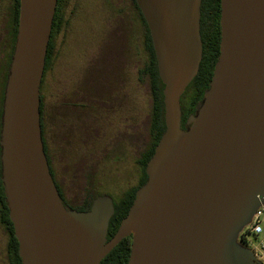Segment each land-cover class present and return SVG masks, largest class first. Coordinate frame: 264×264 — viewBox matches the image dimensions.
Instances as JSON below:
<instances>
[{"label":"water","instance_id":"water-1","mask_svg":"<svg viewBox=\"0 0 264 264\" xmlns=\"http://www.w3.org/2000/svg\"><path fill=\"white\" fill-rule=\"evenodd\" d=\"M136 2L164 84L166 130L108 241L113 198L66 207L45 152L41 85L58 0H20L0 145L22 264H101L130 236L128 264H262L238 238L264 205V0H221L220 54L186 129L181 97L202 61V0Z\"/></svg>","mask_w":264,"mask_h":264},{"label":"rangeland","instance_id":"rangeland-1","mask_svg":"<svg viewBox=\"0 0 264 264\" xmlns=\"http://www.w3.org/2000/svg\"><path fill=\"white\" fill-rule=\"evenodd\" d=\"M11 4L12 0H0V91L9 52L6 19ZM53 58L47 84L54 83L56 90H80L85 94L93 91L100 94L94 97L104 96L94 104V117L90 113L78 114L80 108H76L67 113L66 123L55 117L49 119L51 155L65 196L70 203H78L82 195V179L76 177V165L94 150L82 144L79 129L84 121L88 125L94 121V127L102 132L97 149L107 143L110 147L106 160L97 168L95 181L100 194L119 202L141 178L138 137L145 130L150 111L148 88L139 80V69L146 61L144 30L131 1L69 0L65 24L55 39ZM7 241L0 224V264L7 262Z\"/></svg>","mask_w":264,"mask_h":264},{"label":"trees","instance_id":"trees-1","mask_svg":"<svg viewBox=\"0 0 264 264\" xmlns=\"http://www.w3.org/2000/svg\"><path fill=\"white\" fill-rule=\"evenodd\" d=\"M134 6L136 12L139 15V20L142 23L144 30V44L146 51V61L139 69V80L144 82L148 88L150 96V111L145 122V130L143 133H139L138 137V157L137 163L141 169V178L139 183L132 187L129 191L124 192L123 197L119 202H115V213L110 220L108 230V241L118 231L122 220L127 216L129 209L131 208L136 192L146 183L147 174L146 166L155 152V147L159 143L163 133L166 130L165 125V108H164V84L159 76L157 59L150 35L148 25L145 18L137 5L136 0H130ZM69 0H58L56 13L53 22V28L48 47L46 66L44 77L41 85V125L43 141L45 145V152L50 165V170L63 203L66 207L77 211L90 210L93 201L100 195V189L95 181V174L97 168L103 160H106L108 153L110 152L109 144L102 146L100 150L97 149L96 144L98 140L94 135V156L92 153L83 156L82 159L76 165V177L82 179L80 192V199L78 203H70L65 196L63 186L59 181V178L54 168V156L51 155L50 150V137L48 135V113L50 110V95H54V101L51 104L53 108H59L58 102L60 101V93L65 92L62 90H56L54 83L47 84V73L53 68V55L54 44L56 36L61 32L65 24V15L68 8ZM20 16V0H12L11 8L9 11L8 31L6 33V42L9 49L4 70L2 72L1 91H0V138L2 130V115H3V102L5 88L7 84V77L9 74V68L12 61L15 44L17 40L18 26ZM221 0H202L201 4V37L203 42V56L200 64L199 72L191 84L187 87L185 93L181 97L182 107V128L186 129V121L189 116L195 114L197 106L202 102L205 91L209 88L211 83L215 65L217 63L220 54V42H221ZM6 45V44H5ZM89 88V87H88ZM80 91V90H78ZM76 91V92H78ZM97 95L98 92L96 93ZM95 92L94 95L96 96ZM102 96L94 97V104L99 103ZM95 107V106H94ZM76 108V107H75ZM82 108V107H77ZM101 113V112H100ZM95 115V111H94ZM141 130V129H140ZM98 131V132H97ZM94 134H98V139L101 138L99 131ZM101 133V131H100ZM137 134V135H139ZM142 137V140H141ZM88 149V148H87ZM0 224L4 230L8 241L6 245L7 262L6 264H22V260L19 255V243L15 236V230L13 223L9 216V208L6 202V195L4 185L2 182V164H1V145H0ZM132 247V236L123 239L120 244L115 247L101 262V264H128ZM6 261V259H4Z\"/></svg>","mask_w":264,"mask_h":264},{"label":"flooded vegetation","instance_id":"flooded-vegetation-1","mask_svg":"<svg viewBox=\"0 0 264 264\" xmlns=\"http://www.w3.org/2000/svg\"><path fill=\"white\" fill-rule=\"evenodd\" d=\"M137 15H138V13H137ZM138 17H139V15H138ZM91 92H92L91 94L87 93L88 95L81 92V91H78V92H68V91L62 92V93H60V101L58 102L59 108H56V109L51 106V104L54 101V95L51 94L49 97L50 110L48 113V125L51 124V122L49 121V119H51V117H52V120H53V117H55V119L60 120L61 123H66L67 121H69L67 113L68 112L72 113L74 110H76L77 107H82V108H80V112H77L78 114L84 115V114L90 113L94 117V92L93 91H91ZM87 101H88V103H87ZM82 126H83V128L79 129V131H80L79 136L83 137L81 142L85 146V148L90 146L94 150V135H95L96 139L98 140V142L100 141L98 139V134H94V132L98 130V127L97 128L94 127V121H93L92 125H88L87 121H84V125H82ZM65 127H66V125H65ZM99 135H100V131H99ZM92 155L94 156V151H93Z\"/></svg>","mask_w":264,"mask_h":264},{"label":"built area","instance_id":"built-area-1","mask_svg":"<svg viewBox=\"0 0 264 264\" xmlns=\"http://www.w3.org/2000/svg\"><path fill=\"white\" fill-rule=\"evenodd\" d=\"M238 240L243 246L250 248L256 259L264 264V205L240 233Z\"/></svg>","mask_w":264,"mask_h":264}]
</instances>
